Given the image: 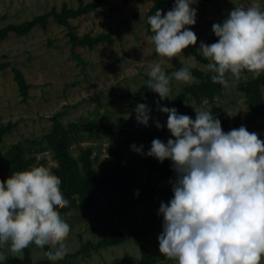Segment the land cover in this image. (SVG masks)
Returning a JSON list of instances; mask_svg holds the SVG:
<instances>
[{
	"label": "rangeland",
	"instance_id": "374dc122",
	"mask_svg": "<svg viewBox=\"0 0 264 264\" xmlns=\"http://www.w3.org/2000/svg\"><path fill=\"white\" fill-rule=\"evenodd\" d=\"M253 3L264 9V0H196V24L188 26L196 44L183 50L185 58L162 65L169 76L190 66L194 79L184 83L173 78L170 96L161 100L146 81L151 64L161 59L147 39L153 34L147 20L157 9L162 15L171 10L162 3L0 0L2 175L9 178L39 166L58 179L60 166L50 141L66 131L67 151L80 175L114 179L107 190L96 188L93 198L87 197L92 198L90 209L78 208L83 196L74 195L67 199L76 208L59 210L70 225L69 251L62 260L49 261L45 257L52 249L35 248L21 258L5 245L0 248L7 257L3 264H148L150 259L149 264H174L159 252L158 236L163 224L159 208L173 197L176 173L166 176L172 161L161 163L146 155L153 139L165 144L174 139L167 114L159 108L174 107L180 114L209 110L226 121V129L239 124L264 141V73L253 78L244 72L224 88L212 82L208 61L198 51L201 42L217 41L214 23H222L236 6ZM100 37L105 41L95 44L93 39ZM141 103L150 109L147 126L136 119ZM133 144L143 145L145 154L133 151ZM119 235L129 238L115 243Z\"/></svg>",
	"mask_w": 264,
	"mask_h": 264
},
{
	"label": "clouds",
	"instance_id": "9594fccd",
	"mask_svg": "<svg viewBox=\"0 0 264 264\" xmlns=\"http://www.w3.org/2000/svg\"><path fill=\"white\" fill-rule=\"evenodd\" d=\"M196 0H175L162 15L157 9L148 17L152 42L161 58L147 73V87L161 100L171 94V80L188 83L194 79L190 66L167 75L162 65L181 57L195 45ZM218 38L200 43L198 51L208 61L211 80L222 87L240 79L244 72L259 78L264 73V9L259 3L236 6L222 23H214ZM194 66V65H193ZM167 114V129L174 139L165 144L153 139L146 153L159 162H173L176 180L173 197L161 203L162 232L159 252L174 264H262L264 262V141L246 127L225 132L212 111L194 110L195 119L176 108L160 106ZM136 119L148 125L150 109L138 104ZM159 129L162 125L157 122ZM144 155L143 145L131 146ZM62 183L44 167L14 172L0 180V248L13 254L35 248L52 249L49 261L68 254L70 225L59 210L69 205ZM138 191L136 195H138ZM7 259L0 252V264Z\"/></svg>",
	"mask_w": 264,
	"mask_h": 264
},
{
	"label": "trees",
	"instance_id": "16d2710c",
	"mask_svg": "<svg viewBox=\"0 0 264 264\" xmlns=\"http://www.w3.org/2000/svg\"><path fill=\"white\" fill-rule=\"evenodd\" d=\"M156 3H162L165 5L167 8L172 9L175 2H171L168 0H154ZM28 31V30H26ZM24 31V32H26ZM93 41L96 43L103 42L105 39L103 37H100L98 39H93ZM78 43L85 44V42L81 41ZM199 74V73H195ZM18 83L19 85L24 88L25 87V82L24 79L21 75H18ZM186 115L192 117V119H195L196 114L191 113V112H186ZM218 118L217 116H214ZM221 121V120H220ZM226 121H221V126L222 129L225 132L230 131L231 129L234 128H239V124L234 125L230 129H226ZM64 137V139H63ZM68 140V132L64 131V135L56 133L53 135L52 140L50 141V144L53 146V150L56 152V156L59 162L60 169L57 170V174L59 175L58 180L62 183V194L65 198H72L74 195H82V204L78 206L80 209L88 210L91 208V202L90 199L93 198V191L96 188H102L104 190L106 189L107 184H112L114 185L113 181L114 179L110 176H93L92 174L88 175L87 177H83L80 175V171L75 163L74 160H72L69 156V152L67 151V147L65 144V141ZM168 173L166 174L167 177H170L171 175L175 174V171L172 169H165ZM164 172V171H163ZM2 175V168H0V180H6ZM120 185H118L119 188ZM87 197H92V198H87ZM68 207H74L76 208V205L74 201L72 203H69V205L65 208L62 209H68ZM129 236L127 235H119L114 239L115 243H121L124 240H127ZM146 262L147 258H146ZM153 260L150 259L149 263H152ZM8 264H31L30 261H16L14 263H8ZM41 264H53L51 262L48 263H41Z\"/></svg>",
	"mask_w": 264,
	"mask_h": 264
}]
</instances>
